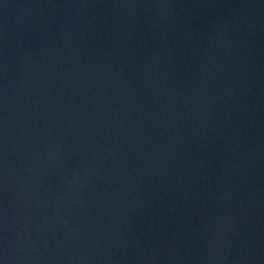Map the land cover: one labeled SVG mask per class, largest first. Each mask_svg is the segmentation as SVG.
Masks as SVG:
<instances>
[{
    "label": "water",
    "instance_id": "water-1",
    "mask_svg": "<svg viewBox=\"0 0 264 264\" xmlns=\"http://www.w3.org/2000/svg\"><path fill=\"white\" fill-rule=\"evenodd\" d=\"M0 264H264V0H0Z\"/></svg>",
    "mask_w": 264,
    "mask_h": 264
}]
</instances>
